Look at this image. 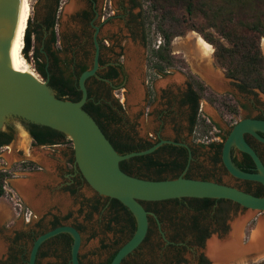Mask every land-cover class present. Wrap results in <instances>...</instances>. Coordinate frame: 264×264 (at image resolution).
Here are the masks:
<instances>
[{"label": "rangeland", "instance_id": "obj_1", "mask_svg": "<svg viewBox=\"0 0 264 264\" xmlns=\"http://www.w3.org/2000/svg\"><path fill=\"white\" fill-rule=\"evenodd\" d=\"M28 1L30 4L28 20L32 31L30 34V46L26 53L28 60H25L22 57V54L20 55L27 63L28 67L32 68L29 69L35 74V78L38 79L40 83H43V80L33 69L32 56L37 52V55L40 57V62L44 61L45 64L47 63V57L43 48L49 37V31L43 21L47 13L46 6H51L53 8L55 0ZM136 1L140 6L135 8L133 13H138L140 15L139 22L142 24L146 14L147 4L142 3L140 0ZM94 6L99 12L102 6L106 11H109L114 8H125L126 3L124 0H96ZM64 7H70L71 9V12L66 16L62 13ZM85 7L86 3L83 0H59V8L55 14L56 24L54 26V31L58 37L57 46L62 49V51L57 54L60 60H66L67 62L73 60V62H82L86 64L91 61V55L85 56V50L82 48L85 36L91 34V31L86 29L84 35L83 33L77 32L75 29V15ZM174 13L178 17L180 15L185 17L181 10H175ZM190 22L194 26L204 29L205 32H211L216 36L211 29L206 28L205 21L199 16L193 17ZM115 23L116 21L113 20V23L111 22L104 25L101 28V32L107 30L111 31V29L114 31ZM153 26L154 23H151L149 29H147V26L143 25L142 30L145 39L147 36L148 39L154 40L152 43L157 44V42L160 41V38L154 34ZM74 34L78 36V41L71 39ZM196 36L200 37L194 31H187L182 37H176L171 41V53L175 57L182 58L186 70L184 68L180 69L174 67L170 69L165 76L155 78L152 81L151 86L155 91V101L153 105L157 103L158 89L160 87L168 82L173 83L174 85L180 84L185 73L190 72L207 88L204 96H209V93L221 95L225 91L231 93L230 98H227L229 105L235 106L237 109V114L234 116L229 115L216 103L210 104L207 101H204L203 98L200 102V114L207 117L209 121L215 125L214 129L212 127L210 128V131L213 133L216 131L224 132L234 125V123L243 119L245 115L252 114V110L247 102L248 98H252V96L247 95L248 97L245 98L246 96L235 91L236 88L234 85H226L223 89H217L214 87V83L211 82L206 75L211 73V78L215 76L218 78L222 77V71L215 64L211 54L206 61L199 60L198 58L192 61L183 46L186 42ZM122 44L123 59L121 62L126 75L124 83L125 88L124 90H121V86H119L114 89L113 93L116 95L118 101L121 100L122 106L125 109V116L129 122L133 124V130L136 132L137 137L153 144L155 142V139H153L154 137H170L171 134L165 130L157 134L155 132L157 130V124L152 122L151 118L144 117V110H142L140 115L134 119L133 114L137 110L134 105L142 98V87H139V84L143 81V86H145L144 81L147 79L148 82V74L146 73L145 76L141 75V77H138V71L135 69L136 59L138 58V55L143 54V50L137 49V47L132 45L128 40ZM259 48L264 60V36L259 39ZM225 83L229 84L227 80H225ZM147 84H149V82ZM106 85L109 87L110 83H106ZM256 98L264 105V95L256 93ZM238 103L244 105L245 108L239 110L237 106ZM8 124L12 127V141L7 148L0 150V170H9V172H11V178L7 181L6 185V194L3 197V204L11 210L13 219L0 229V264H20L18 260H14V257L18 255L16 254L19 252L18 250L22 249L24 250V254H27L31 239L40 233L41 230L39 228L47 229V223L50 216L55 215L61 217L65 214L70 215L66 220L62 221V223L67 224L76 222L82 226L79 249V256L81 257L82 263L99 264L105 261L108 255L121 245L124 236L123 234L116 232L120 225L113 226L114 232H108L105 230V219L103 218L104 211L102 209L92 213L90 220L85 221L84 216L87 212L85 203L87 199H90L93 196L89 188H79L75 186L74 189L76 191L74 194H68L65 190V187L70 185V178L72 172L75 170L73 163H67V159H69L71 153V143L45 147L32 146L17 121L9 120L7 122V125ZM210 131L205 136H199L197 134L199 133V130L197 129L194 133L195 140L193 143L197 144V142H199V144L204 145L206 142H210ZM186 144H192L190 138H187ZM206 152L205 148L199 150V154H196L195 163L200 165L202 169L192 170V175H196L198 172L199 174H212L209 165L206 162ZM36 155L54 161L55 165L53 167L50 165L44 166L42 160H36ZM22 162H31L34 166L31 169H20ZM215 174L220 178L222 183H232L227 176L218 172H215ZM21 185L24 186V189L21 188ZM12 195L18 197L23 202L24 206L31 211L32 217L28 223H25L19 215H15L12 202L9 200V197ZM227 215L231 217L228 222V234H230V232H233L234 225L239 220H243L242 218L245 216V212L241 208L229 209ZM259 219L264 221V213L249 217L245 222L242 221L240 227V232L242 234L240 235V238L244 239V244L247 243L249 235H251L252 231L256 228ZM37 224L39 225L37 226ZM159 232L155 221H151V239L156 238V234H160ZM16 233H23L24 236L18 242H13L14 234ZM91 234H93L92 238H90ZM101 242L106 248H100ZM203 253H207V248L203 249ZM205 256L210 261L207 254H205ZM251 256L255 257L257 255L251 253ZM245 257L242 258L243 260L238 261V263L244 264ZM260 259L261 257L257 261L248 264H257L262 261ZM41 262L42 264H61L60 254L49 256L47 260Z\"/></svg>", "mask_w": 264, "mask_h": 264}, {"label": "trees", "instance_id": "obj_2", "mask_svg": "<svg viewBox=\"0 0 264 264\" xmlns=\"http://www.w3.org/2000/svg\"><path fill=\"white\" fill-rule=\"evenodd\" d=\"M140 1L147 4L146 14L141 25H146L147 29H149L151 23H154V34L160 38L159 44L156 45L152 43L154 40L148 39L146 36V67L151 79L165 75L169 69L177 65L186 70L183 60L171 53L170 43L174 38L182 37L187 31H194L212 48L211 56L225 78L236 82L235 85L240 91L256 90L264 95V60L259 48V39L264 36V0ZM136 6L139 7L140 5L136 4ZM46 8L47 13L43 23L49 31V37L43 49L47 57V63L45 64L44 61L40 62V57L35 52L32 56L33 69L43 82H46L56 98L77 102L80 98V92L77 90L76 80L81 72L88 69L90 62L88 64L73 62V60L67 62L58 58L57 54L62 49L57 46L58 37L54 31V26L56 24L55 14L59 8V0L54 1L53 8L51 6H46ZM175 10H181L185 17L183 15L176 16ZM195 16L203 19L206 28L211 29L216 36L211 32H205L204 29L194 26L190 20ZM75 18L76 31L84 34L88 27L87 20L83 19L79 13L75 15ZM31 32L29 20L27 19L20 52L25 60H28L26 53L30 46ZM71 39L78 41L79 38L74 34ZM82 48L85 50V56L91 55L92 48L88 36H85ZM111 75L106 74L105 77L111 78ZM185 75L190 79L198 100L203 98L210 104L214 103L216 100L214 94L209 93V96H204L207 88L191 73L186 72ZM88 79L85 81V88ZM86 92L87 100L82 106V110L95 122L117 154L123 155L142 151L154 144L148 141L134 142L125 140L131 130L127 124L122 122V116L110 111L112 117L108 118L103 106L97 102L87 88ZM224 110L229 114H235L237 111L236 107L229 105V103L224 104ZM192 124L195 125L194 131L199 130V133H197L199 136H205L211 128L209 124H205L203 119L199 117L198 121L194 120ZM24 130L31 138V145L33 146L70 144V141L63 134L47 127L25 124ZM194 133L192 135L193 142L195 140ZM208 146L210 147V143ZM184 153L185 151L182 149L164 145L158 147L151 154L121 161L118 166L123 173L135 178L156 181L173 179L182 173L185 165ZM68 163H73L72 152ZM33 166L31 162H22L20 169H31ZM241 171L249 172L243 169ZM183 177L187 178L186 176ZM10 178L11 172L9 170H0V198L5 196V188ZM245 185L250 187L248 191H251V195L262 196L263 188L260 184L254 182V185H250V183H245ZM214 201L211 199L196 200L197 209H207ZM217 201L221 202L222 200ZM85 204L87 208L84 216L85 221L90 220L92 213L102 209L104 211L103 218L105 219L104 227L106 231L114 232L113 226L120 225L116 232L123 234L124 240L131 236L135 228L134 219L130 212L119 202L114 199L93 195L92 198L86 200ZM140 204L146 210L144 202H140ZM59 225V221L54 219L51 223V228ZM149 235L150 230H147L146 236L138 248L144 254H151L159 249L158 244L148 242ZM63 237L66 238V251L68 252L71 239L68 236ZM92 237L93 234L90 235V238ZM100 248L104 249L106 246L101 242ZM116 250L99 264H109ZM257 264H264V260Z\"/></svg>", "mask_w": 264, "mask_h": 264}, {"label": "flooded vegetation", "instance_id": "obj_3", "mask_svg": "<svg viewBox=\"0 0 264 264\" xmlns=\"http://www.w3.org/2000/svg\"><path fill=\"white\" fill-rule=\"evenodd\" d=\"M83 1H85L86 7L81 9L76 14L79 13L83 19L87 20V29L91 31V34L88 35V40L91 48L92 34L94 32L92 26L97 27L96 42L99 52L98 69L96 70L95 75L90 77L86 82V88L93 95V97H95L97 102L103 106V108L105 109V114L108 118L112 117L110 111L116 112L119 116H122V122L127 124V126H129L131 130L125 140H131L134 142L143 141L139 137H137L136 132L133 130V124H131V122H129V120L125 116V109L123 108L122 104H120V101L116 99V95L113 93L114 89L118 88L119 86H121V90H124L125 88L124 83L126 75L123 69V64L121 62V60L123 59L122 43L128 40L132 45H135L137 49L143 50V54L138 55V58L136 59L135 69L138 71V77H141V75L145 76V74L147 73L149 82V84H147L148 82L146 79V81H144L145 86H143V81L139 84V87H142V98L138 100L134 105V107H136L137 109L133 114L134 119H136L140 115L142 110H144V117L151 118V121L157 124V130L155 131L157 134L164 130L171 134L170 137H154V144L158 143L159 141H169L171 143H163L160 146H173L177 149H182L185 151V165L182 170V172H184L183 176L191 179L207 180L219 184H224L251 194V191H248L250 187H247L245 183L254 185V182L238 180L231 177L226 172L221 163V145L233 125L224 132L216 131L215 133H213L210 131V142H206V146H204L205 144H199V142H197V144L193 143L192 135L195 132V125L192 124L193 121H198V117L202 119L207 117H204L200 114L201 99L198 100L196 98V93L192 88L191 81L187 78L186 75L183 76V80L180 82V84L174 85L173 83L168 82L160 87L158 89L157 103L153 105L155 101V91L152 89L151 83L155 78H150L146 67V39L142 30L141 23L139 22L140 15L138 13H133V10L138 7L136 6V4H138L137 1L124 0L126 3L125 8H114L109 11H106L102 6L99 12L94 6L96 0ZM113 20L116 21V25H114V31L111 29V31L107 30L105 32H101V28L106 24H109L111 22L113 23ZM190 58L192 59V61L195 60L191 56ZM176 67L180 69L182 68L180 65H177ZM168 71L166 72V74H168ZM106 74H112V77L106 78ZM165 75H162V77ZM221 76V78H218L225 82L227 78L224 77L223 73H221ZM158 77L161 76H157L156 78ZM196 79L200 81L198 78ZM227 81L229 82V84L225 83V86L234 85V87L236 88L235 91H237V93L241 95L246 96L245 98L248 97L247 95L252 96V98H248L247 101L250 109L252 110V114L245 115L243 119L249 118L264 120V105L260 103L256 98V93L259 92L256 90L240 91L235 85L236 82L230 79H228ZM106 83H110L109 87L106 85ZM230 94L231 93L229 91H225L221 95L214 94L216 99L214 103H216L221 109L224 110V104L229 103L227 97L230 98ZM204 101L206 100L204 99ZM237 106L239 110H243L245 108V106L240 103H238ZM236 114L237 111L235 114L229 115L234 116ZM203 121L205 124H209L210 127L214 129L215 125L211 123L208 118L207 122L205 120ZM25 124L26 123L20 122V125L23 127V129ZM256 134L264 139V133L256 132ZM187 138H190L192 144H186ZM243 140L254 151V153L257 155L264 166V144L247 133L243 134ZM11 141L12 127L9 124H6L0 130V150L7 148ZM209 143L210 147L208 146ZM177 144H185L186 147ZM205 148L207 151L206 162L209 165V169L212 174L206 175L199 174L198 172V174L192 175V170L202 169L200 165L195 163V158L198 151ZM229 159L232 165L237 169L254 172V166L250 158L235 147L230 148ZM215 172L227 176L232 181V183H222L220 178L216 176ZM75 186L79 188H88L76 169L72 172L70 185L65 187V190L68 194H74L76 191L74 189ZM91 192L93 195L98 196L93 191ZM196 200L201 199L180 198L160 202H144L146 211L149 213V215L147 216V230H150L151 221H155L160 231V234L157 233L156 238L154 239H151V236L149 235L148 242L158 244L159 249L151 254H144L138 249V247L131 254L126 256L120 264H215L212 261L211 254L205 253L209 257V261L203 253V249L207 248L208 243H210L211 241L222 244L228 240V238L232 235V232L228 234V222L231 217L227 215V211L229 209H236L239 207L237 204L232 203L228 200L211 199L215 201L211 206H209V208L198 210ZM217 200L222 201L218 202ZM69 215L70 214H65L61 217L51 215L47 223V229L39 228L41 230L39 234L52 229L51 223L54 219H56L59 221L60 225H68L76 229L81 239L82 226L80 224L76 222L67 224L62 223V221L66 220ZM38 225L39 224H37V226ZM241 234L242 233L240 232L239 235ZM23 236V233L14 234L13 242H18ZM63 236H68V238H70L69 235L62 233L44 241L37 250L34 264H42L41 261L47 260L49 256H54L56 254H60L61 264H70V245L68 246L67 252V246L65 243L66 238ZM34 238L31 239L30 245ZM126 240L123 241L125 242ZM249 241L250 235L247 242L249 243ZM240 243L241 245L244 244V239L240 238ZM248 243L246 245H248ZM18 251L19 252L16 253L18 255L14 257V260H18L20 264H27L29 249L27 251V254H24V250L22 249ZM238 261L239 260L231 261L229 264H239ZM78 262L79 264H83L81 261V257L79 256V252Z\"/></svg>", "mask_w": 264, "mask_h": 264}, {"label": "water", "instance_id": "obj_4", "mask_svg": "<svg viewBox=\"0 0 264 264\" xmlns=\"http://www.w3.org/2000/svg\"><path fill=\"white\" fill-rule=\"evenodd\" d=\"M70 12V7L63 8L64 16ZM20 14V0H0V130L9 120H13L19 124L20 122L34 124L60 132L70 141L73 165L88 188L98 196L116 200L130 212L135 223L134 231L118 247L109 264H120L144 240L149 213L140 202H160L180 198L228 200L245 212L243 222L249 217L264 213V166L243 140V134L247 133L264 144V139L256 134V132L264 133V120L246 118L237 121L221 145L220 156L224 169L231 177L262 186L263 194L260 197L224 184L185 178L184 172L176 178L157 181L129 176L119 169V162L151 154L161 144L171 142L159 141L145 150L119 155L95 122L82 110L87 100L85 81L94 76L98 69L97 27L92 26L94 32L90 65L76 80L80 98L77 102H71L56 98L46 82L40 83L36 78L14 71L7 66L15 57ZM21 130L27 135L22 126ZM177 145L186 147L185 144ZM232 147L250 158L254 172H244L232 165L229 159V150ZM62 233L71 238L69 263L79 264L80 235L76 229L68 225L54 227L36 236L28 251L27 264H34L37 250L44 241ZM258 257L260 258V255ZM259 258L248 254L244 264L253 263Z\"/></svg>", "mask_w": 264, "mask_h": 264}, {"label": "bare ground", "instance_id": "obj_5", "mask_svg": "<svg viewBox=\"0 0 264 264\" xmlns=\"http://www.w3.org/2000/svg\"><path fill=\"white\" fill-rule=\"evenodd\" d=\"M21 14L18 26L17 37L15 41L14 55L15 57L7 64V66L17 72L28 74L35 78V74L29 69L27 63L21 57L22 37L26 22L30 12V4L28 0H20ZM193 38V37H192ZM189 40V39H188ZM187 40V41H188ZM189 56L193 59L206 61L211 54L212 48L209 44L203 41L200 37L189 40L184 45ZM32 69V68H31ZM214 87L217 89L225 88V82L217 76L211 78V73L206 75ZM38 80V79H37ZM243 220H239L233 227L232 235L225 243L219 244L218 242L211 241L207 246V254H211L213 263L215 264H229L231 261L243 260L246 254H256V258L260 255L261 259L264 256V221L259 219L256 228L250 235L248 245H241L239 238V231ZM241 258V259H240ZM264 258V257H263Z\"/></svg>", "mask_w": 264, "mask_h": 264}, {"label": "crops", "instance_id": "obj_6", "mask_svg": "<svg viewBox=\"0 0 264 264\" xmlns=\"http://www.w3.org/2000/svg\"><path fill=\"white\" fill-rule=\"evenodd\" d=\"M24 135H26V134L24 133ZM26 136L30 141V138L28 137V135H26ZM40 147H42V146H40ZM36 160H39V161L42 160V162H44V164H43L44 166L50 165L51 167H53L55 165L54 161L47 160V158H41V156H39V155H36ZM68 160L69 159H67V163H68ZM21 188L24 189V186L21 185ZM12 219H13V214H12L11 210L9 209V207H7L3 204V197L0 198V229L2 227H4L8 222H10Z\"/></svg>", "mask_w": 264, "mask_h": 264}, {"label": "built area", "instance_id": "obj_7", "mask_svg": "<svg viewBox=\"0 0 264 264\" xmlns=\"http://www.w3.org/2000/svg\"><path fill=\"white\" fill-rule=\"evenodd\" d=\"M158 44H159V41L157 42L156 45H158ZM120 104H122L121 100H120ZM204 120L207 122V118H204ZM9 200L12 202V207H13V211H14L15 215H19L25 223H28L32 217L31 211L28 210L24 206L23 202L18 197H15L14 195H12L9 197Z\"/></svg>", "mask_w": 264, "mask_h": 264}]
</instances>
